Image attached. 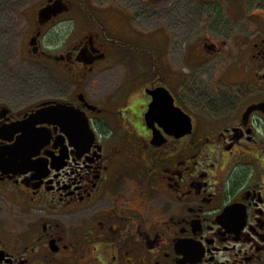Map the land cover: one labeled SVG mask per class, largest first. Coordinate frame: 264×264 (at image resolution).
I'll return each instance as SVG.
<instances>
[{
  "label": "flooded vegetation",
  "instance_id": "af4514ba",
  "mask_svg": "<svg viewBox=\"0 0 264 264\" xmlns=\"http://www.w3.org/2000/svg\"><path fill=\"white\" fill-rule=\"evenodd\" d=\"M156 3L172 19L138 32L164 43L154 64L119 46L136 21L128 8H109L108 40L73 2L37 9L21 54L50 66L53 88L33 104L0 103V128L58 105L87 123L45 115L46 144L21 167L20 134L0 137V264H264V0ZM66 22L76 43L52 55L47 30ZM183 68L222 75L221 91L225 75L251 76L209 113L162 81Z\"/></svg>",
  "mask_w": 264,
  "mask_h": 264
},
{
  "label": "rangeland",
  "instance_id": "374dc122",
  "mask_svg": "<svg viewBox=\"0 0 264 264\" xmlns=\"http://www.w3.org/2000/svg\"><path fill=\"white\" fill-rule=\"evenodd\" d=\"M48 0H0V103L17 104L18 106L33 104L38 99L51 93L52 75L54 71L47 65L45 74L41 69L24 60L21 54V45L28 28L38 25L37 9L47 3ZM73 2L77 7L82 8L81 13L94 19L95 28L100 25L99 32L108 40L112 38L109 34V8L115 6L118 11H125L128 8L131 13L134 12L133 25L123 24V28L118 34L119 46L121 49H129L135 60L140 61L144 56H148L152 63L155 60L156 45L162 48V43L155 41L153 35L138 32L152 33L154 29H159V24L169 22L172 19V11L165 9L161 13L155 12L157 7L156 0H67ZM167 0H162L165 2ZM171 7L170 4H168ZM139 20V21H138ZM116 26V24H115ZM132 27V30H131ZM33 30V29H32ZM145 31V32H144ZM31 32V31H30ZM48 34H57V36H47L44 39V46L52 55H59V48L56 45L66 44L70 46L76 43L77 34H74V25L72 22L61 23L53 27ZM123 33V34H122ZM158 33L157 35H159ZM171 34V32H170ZM157 35L155 37H157ZM69 38V39H68ZM118 39V38H117ZM132 46V47H129ZM154 64V63H153ZM148 76L153 77V68H147ZM188 68H183L174 74H162V81L171 83L180 91L182 97L188 95L195 103H210L207 107L209 113H218L219 100L228 99L234 95L230 92L232 88H238L239 84L250 78V74H227L223 78L226 88L222 91L217 89L222 86V75L217 73L197 74L189 73ZM127 73V67L115 74L117 81L122 75ZM165 78H164V77ZM106 82L113 81L112 77L107 76ZM111 78V79H110ZM124 79V78H123ZM103 87V85H98ZM232 87V88H231ZM219 88V87H218ZM200 99H204L200 101ZM212 105V106H211ZM214 105V106H213Z\"/></svg>",
  "mask_w": 264,
  "mask_h": 264
},
{
  "label": "water",
  "instance_id": "95a60500",
  "mask_svg": "<svg viewBox=\"0 0 264 264\" xmlns=\"http://www.w3.org/2000/svg\"><path fill=\"white\" fill-rule=\"evenodd\" d=\"M54 1L55 0H49V2ZM55 2H58V0ZM46 10L47 9H45L43 12H45ZM157 102L158 99L154 95V100L150 108L153 109ZM60 106L61 105H58L55 108L44 107L41 110L31 114L27 119L0 129V137H3L4 133L6 132H9L11 135L15 133L21 134L14 144V147L18 149L17 156L20 167L26 164L28 160L33 156L32 154H29L30 151L46 144V139L43 137V129L38 128V125L46 123V121L44 120L45 115L51 113L58 114L60 110L66 111V114L63 117L55 114L54 118L56 121L53 122V124H61L63 127L74 124V128H77V130H84L86 121L82 118L74 116L73 113L69 112L68 110H64V108H61L62 106ZM254 108L257 109L259 107H251L248 112H250ZM5 152L7 153V151Z\"/></svg>",
  "mask_w": 264,
  "mask_h": 264
}]
</instances>
